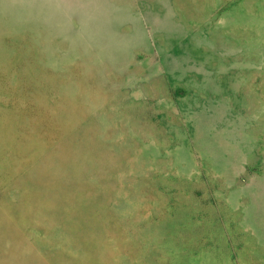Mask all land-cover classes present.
I'll list each match as a JSON object with an SVG mask.
<instances>
[{"label":"rangeland","instance_id":"374dc122","mask_svg":"<svg viewBox=\"0 0 264 264\" xmlns=\"http://www.w3.org/2000/svg\"><path fill=\"white\" fill-rule=\"evenodd\" d=\"M0 264H264V0H0Z\"/></svg>","mask_w":264,"mask_h":264}]
</instances>
